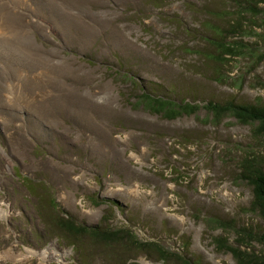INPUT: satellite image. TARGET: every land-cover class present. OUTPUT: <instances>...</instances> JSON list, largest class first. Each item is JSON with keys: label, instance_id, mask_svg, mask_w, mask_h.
<instances>
[{"label": "rangeland", "instance_id": "rangeland-1", "mask_svg": "<svg viewBox=\"0 0 264 264\" xmlns=\"http://www.w3.org/2000/svg\"><path fill=\"white\" fill-rule=\"evenodd\" d=\"M230 3L0 0V264H162L123 249L127 238L74 239L60 218L124 228L196 264H264L247 179L264 171V130L207 108L264 107L252 13L227 41L260 51L214 58ZM144 91L192 109L154 112Z\"/></svg>", "mask_w": 264, "mask_h": 264}, {"label": "trees", "instance_id": "trees-1", "mask_svg": "<svg viewBox=\"0 0 264 264\" xmlns=\"http://www.w3.org/2000/svg\"><path fill=\"white\" fill-rule=\"evenodd\" d=\"M231 1V3H230ZM228 0L231 5V9H227L223 12V18L226 19V24L224 28L216 27L212 28L215 31V35L211 36L215 39V45L217 44V54L215 55V59L218 58L222 61H228L229 56H237L243 54L248 50V54L253 53L254 49L256 51H260L257 47L251 50L252 47L247 44H242L237 40L227 41L231 34L238 33V24L235 22L240 19H247L246 15L251 14L253 17H249V23L254 25V28L259 27L264 29V0H244L241 3V0ZM208 13V11H207ZM255 16H260L259 23L256 22ZM217 19L222 18L221 14L216 12L215 16ZM262 17V18H261ZM248 21V20H247ZM237 25V26H236ZM256 26V27H255ZM248 28H250L248 26ZM247 32H245L246 34ZM257 33V32H256ZM219 35V37H217ZM258 36V35H257ZM229 37V38H228ZM212 39V40H213ZM264 41V39H262ZM218 42V43H216ZM261 50H263V54L259 57L264 58V42L260 44ZM259 52H256V57H258ZM214 55V54H212ZM209 57H212L209 55ZM151 94L144 91L141 97V102L148 109L154 112H162L167 116H176L181 115L183 112H187L192 109V106L187 102L185 104H177L172 100H168L162 96L151 97ZM207 108L212 110L215 114L220 112H229L236 118L240 120L251 119L256 120L260 123V128L264 130V107H257L254 105H245L238 104L234 101H227L224 103H216L209 102ZM247 179H249L250 184L253 186V193L255 198V203L259 207L261 213L264 215V171H260L258 169L252 170L248 175ZM53 206L56 204L54 202ZM59 230L64 231L68 236L77 239L78 235L88 234L89 237H93L98 241L103 240L105 242H109L108 246L105 247H113V242H117L119 239L127 238L126 242L122 244L123 249H137L139 251L145 252L152 258H158V261L161 263L169 262L171 259L175 258L177 261H180L181 264H196L192 263L190 259H186L181 255L173 254L165 250L161 245H159L155 241H140L133 235L130 231L124 228H116L111 229L109 226L107 227H85L81 224H76L75 221L71 219L60 218L55 223ZM79 235V236H80ZM124 264V263H122ZM129 264H136L135 262H130Z\"/></svg>", "mask_w": 264, "mask_h": 264}, {"label": "bare ground", "instance_id": "bare-ground-1", "mask_svg": "<svg viewBox=\"0 0 264 264\" xmlns=\"http://www.w3.org/2000/svg\"><path fill=\"white\" fill-rule=\"evenodd\" d=\"M29 252H31V253H34V254H36L37 252H35V251H33V250H31V249H27ZM40 255L42 256V257H45L46 255H48V253L47 252H40Z\"/></svg>", "mask_w": 264, "mask_h": 264}]
</instances>
